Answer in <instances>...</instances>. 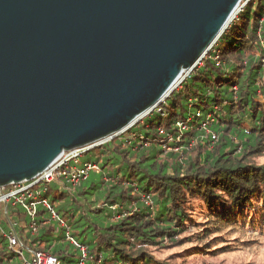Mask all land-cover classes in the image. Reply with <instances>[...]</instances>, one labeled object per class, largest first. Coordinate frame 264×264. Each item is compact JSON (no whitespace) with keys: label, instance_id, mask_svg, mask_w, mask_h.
<instances>
[{"label":"trees","instance_id":"obj_1","mask_svg":"<svg viewBox=\"0 0 264 264\" xmlns=\"http://www.w3.org/2000/svg\"><path fill=\"white\" fill-rule=\"evenodd\" d=\"M157 111L89 150L86 163L99 171L75 193L49 186L47 199L62 221L74 222L79 211L81 231L71 237L86 249L84 264H187L204 254L209 245L195 244L215 229L196 222L197 213L223 223L254 222L251 209L264 205V0L245 4ZM58 201L65 206L57 208ZM0 216V264H23L4 238L11 225L26 250L81 264L67 231L44 209L38 208L35 232L20 207L7 205ZM185 244L192 247L158 257Z\"/></svg>","mask_w":264,"mask_h":264},{"label":"water","instance_id":"obj_2","mask_svg":"<svg viewBox=\"0 0 264 264\" xmlns=\"http://www.w3.org/2000/svg\"><path fill=\"white\" fill-rule=\"evenodd\" d=\"M244 0H0V193L175 90Z\"/></svg>","mask_w":264,"mask_h":264},{"label":"built area","instance_id":"obj_3","mask_svg":"<svg viewBox=\"0 0 264 264\" xmlns=\"http://www.w3.org/2000/svg\"><path fill=\"white\" fill-rule=\"evenodd\" d=\"M248 1L249 0H245L242 2V6L238 8L237 13L231 23L234 21L237 14L242 11L243 7ZM199 65H201V63L196 67H198ZM194 69L182 73L180 82L175 89H177L180 84L190 76ZM165 101L166 99L158 107L153 109L152 112L157 111V109H159V107ZM152 112H150L147 116H149ZM202 127H205V124H202ZM178 128L181 130H185V126H183L182 124H178ZM118 135L105 138L90 146L63 152L56 161H54L46 170L38 174L32 180L18 184H12L6 188L1 189L0 213L2 212L4 215L7 214V205L20 207L31 222L30 229L32 230V232H35V220L37 211L38 208H42L47 211L50 221L57 222L59 225L61 224V228L66 227L64 221H62L58 217L47 199L49 186L54 183L60 187L69 186L70 188H75L86 179L90 172H98L97 166L91 163L85 162L79 165L80 158L83 157L91 149L101 148L104 144L108 143ZM211 140L216 141V137L214 135H211ZM166 151L170 150L166 149ZM47 223L48 221L44 222L43 225ZM4 238L8 243V248L22 259L23 264H59L57 259L52 256L41 252H31L26 250L19 241L12 225L9 232L4 235ZM65 240L69 242L72 247H75L80 251L82 257L80 263L84 264L86 249L83 246H80L71 237L69 231L65 233ZM26 252L30 255V259L28 261L24 257Z\"/></svg>","mask_w":264,"mask_h":264},{"label":"rangeland","instance_id":"obj_4","mask_svg":"<svg viewBox=\"0 0 264 264\" xmlns=\"http://www.w3.org/2000/svg\"><path fill=\"white\" fill-rule=\"evenodd\" d=\"M92 155L93 154H88L81 157L79 165L92 159ZM260 161L264 162V158ZM51 186L54 190L60 188L54 183L51 184ZM71 189H73L72 192L75 193L76 189ZM58 206H65V203L58 201L56 207L58 208ZM263 206V204L258 203L251 209V212L254 213L252 216L253 223L247 221L223 223L213 218H207L206 213H197L195 216L196 222H205L208 227L215 229L212 230L208 239L203 240L200 244H195L196 246L209 245L204 254L202 253L201 256L191 258L187 264H264V214L261 213L263 211ZM66 209L68 210L67 207ZM78 217L79 211H75L74 222H71L69 219H64L66 227H63V229L69 231L71 236L74 232L81 231L79 224L82 221L78 222ZM1 220L2 218L0 216V225L2 227L3 223ZM55 223L57 229L62 227L61 224ZM190 246L189 244H185L183 247L170 249L167 252L164 250L158 257L164 258L175 252L179 253ZM223 247H226L225 251H221L214 255L206 254Z\"/></svg>","mask_w":264,"mask_h":264}]
</instances>
